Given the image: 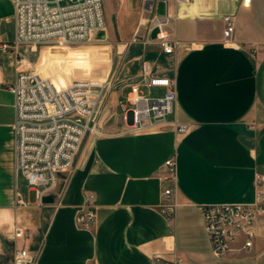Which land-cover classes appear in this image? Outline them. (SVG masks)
Here are the masks:
<instances>
[{
	"label": "crops",
	"instance_id": "1",
	"mask_svg": "<svg viewBox=\"0 0 264 264\" xmlns=\"http://www.w3.org/2000/svg\"><path fill=\"white\" fill-rule=\"evenodd\" d=\"M133 1L127 0L129 6ZM143 1L150 19L168 13L173 21L152 33L151 46L127 48V59L136 65L131 84L146 70L173 78L175 113L142 132L93 141L55 189L52 203H39L34 190L25 194L18 185L15 101L9 90L16 54L0 49V235L13 253L30 252L28 264H160L157 256L181 257L183 264H264V214L256 220L250 249L235 244L226 258L217 259L199 210L204 204L253 203L258 190L264 193V182L258 187L256 180L264 175V0ZM225 15L235 20L231 44L223 39ZM161 36L178 40L173 54L156 44ZM15 37L14 2L0 0V45ZM69 64L62 58L38 71L52 77ZM131 84L123 88L124 98ZM174 119L189 131L177 134ZM172 157L175 184L163 179ZM169 186L177 208L167 218L160 205ZM89 193L96 195L97 218L81 228L76 216ZM18 194L25 205L17 204ZM16 227L23 229L22 238H14ZM169 236L174 250L166 248ZM4 264H12V257Z\"/></svg>",
	"mask_w": 264,
	"mask_h": 264
},
{
	"label": "built area",
	"instance_id": "2",
	"mask_svg": "<svg viewBox=\"0 0 264 264\" xmlns=\"http://www.w3.org/2000/svg\"><path fill=\"white\" fill-rule=\"evenodd\" d=\"M13 2L16 37L12 44L2 43L0 49L7 51L12 48L16 54L15 80L9 87L15 101L16 173L24 176L35 191L38 202L43 203V198L52 195L59 186L61 176L72 169L85 138L96 132L93 118L98 88L102 86L90 80H74L69 86L58 88L50 78L39 74L21 48L46 41L72 44L91 40L105 28L103 0ZM172 21L173 16L168 13L154 16L146 43H154L152 33L169 26ZM223 22L224 42L231 44L235 33L233 15H225ZM156 44L166 54H173L179 42L175 37L161 36ZM156 89H163L164 93L153 96ZM176 101L173 78L144 71L142 77L130 85L125 98V133L136 134L157 122H167L175 113ZM171 123L177 134L189 131L188 124L177 119ZM165 167L167 173L163 179L175 184V158L166 160ZM256 180L260 187L264 175L257 174ZM163 194L160 212L170 218L177 208L173 186L166 188ZM17 204H26L20 194L17 195ZM199 210L212 253L217 259H223L232 252L235 244L240 243L242 250L253 246L256 220L264 214V193L258 190L253 203L204 204L199 206ZM96 218V195L89 193L76 216V223L81 228H88ZM23 235V229L16 227L14 238H22ZM165 245L168 250H174L173 237L166 238ZM32 259L28 250L16 249L12 264H28ZM155 260L160 264H183L181 257L166 260L157 256Z\"/></svg>",
	"mask_w": 264,
	"mask_h": 264
},
{
	"label": "rangeland",
	"instance_id": "3",
	"mask_svg": "<svg viewBox=\"0 0 264 264\" xmlns=\"http://www.w3.org/2000/svg\"><path fill=\"white\" fill-rule=\"evenodd\" d=\"M147 5L148 2L143 0H134L131 6L127 0L122 2L103 0L105 28L91 40L72 44L46 41L24 46L27 49L24 53L36 70L53 68L56 63H62V58L67 59L70 67L65 70L58 69L55 77L52 75L58 83L70 84L74 80H90L102 85L100 89L98 88L99 97L93 118L96 132L85 138L72 169L88 151L93 141L123 135L127 129L124 122L125 98L122 90L133 82V69L136 65L127 59L126 52L131 44H134L135 50L140 43L151 46L150 43H146L151 21L146 13ZM145 18L148 20L142 21ZM134 54L135 51L131 56ZM44 74L47 72L44 71ZM128 92L126 89L124 94ZM152 95L158 96L160 93L154 90ZM67 173L61 176L59 184L63 182ZM18 177V185L27 194L30 189L27 180L20 173ZM30 199L34 200V194ZM0 240L2 243L0 264H4L10 261L13 247L1 235Z\"/></svg>",
	"mask_w": 264,
	"mask_h": 264
},
{
	"label": "water",
	"instance_id": "4",
	"mask_svg": "<svg viewBox=\"0 0 264 264\" xmlns=\"http://www.w3.org/2000/svg\"><path fill=\"white\" fill-rule=\"evenodd\" d=\"M130 121H131V119H130ZM240 139H241V141H242L244 144H246L247 146H251V145H252L251 142H250V140H249L248 138H246V137H241ZM53 201H54V198H53L52 195H47V196H45V197L43 198V203H52Z\"/></svg>",
	"mask_w": 264,
	"mask_h": 264
},
{
	"label": "bare ground",
	"instance_id": "5",
	"mask_svg": "<svg viewBox=\"0 0 264 264\" xmlns=\"http://www.w3.org/2000/svg\"><path fill=\"white\" fill-rule=\"evenodd\" d=\"M79 43H81V42H79ZM39 72V71H38ZM39 74L42 76V77H45V78H50L52 81H53V83L58 87V88H64V87H67V86H69L70 84L68 83V84H60V83H56V82H54V80H53V78L51 77V76H47V74H44V73H41V72H39Z\"/></svg>",
	"mask_w": 264,
	"mask_h": 264
}]
</instances>
